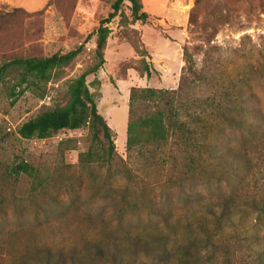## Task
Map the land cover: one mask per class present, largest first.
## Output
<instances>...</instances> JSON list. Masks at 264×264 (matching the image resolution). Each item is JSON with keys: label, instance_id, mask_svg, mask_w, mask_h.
Listing matches in <instances>:
<instances>
[{"label": "rangeland", "instance_id": "1", "mask_svg": "<svg viewBox=\"0 0 264 264\" xmlns=\"http://www.w3.org/2000/svg\"><path fill=\"white\" fill-rule=\"evenodd\" d=\"M113 2L0 0V64L82 46L58 75L16 99L11 76L1 87L0 264H264V224L251 207L264 205V125L255 139L226 128L216 141L223 156L201 160L192 174L178 152L125 151L130 88H176L183 46L218 81L243 76L264 110V0H206L196 14L195 0H141L146 23H131L130 4L122 3L107 24L104 63L86 76L114 133L110 165L79 164L87 126L43 139L17 134L24 121L66 103L69 81L95 62L94 32ZM21 161L35 168L33 177L10 172ZM227 197L232 216L223 222L216 205Z\"/></svg>", "mask_w": 264, "mask_h": 264}, {"label": "trees", "instance_id": "2", "mask_svg": "<svg viewBox=\"0 0 264 264\" xmlns=\"http://www.w3.org/2000/svg\"><path fill=\"white\" fill-rule=\"evenodd\" d=\"M124 1L130 4V22L146 23L148 15L143 10L141 0H114L112 10L99 20L94 32L93 65L69 81L68 100L64 105L42 110L24 121L17 129L20 137L43 139L61 130H76L87 126L90 140L87 150L78 155L79 164L88 166L100 162L110 165L116 154L114 133L97 111L93 95L86 84V76L95 73L104 63L103 50L110 33L107 24L120 12ZM204 1L206 0H195L193 14L198 13ZM220 15L222 22L230 21V13L220 11ZM120 17L127 21L124 14L120 13ZM195 22L196 18L193 19V23ZM81 47L80 45L65 53L14 56L3 61L0 64V92L9 76L13 81L8 86V94L14 99L28 85L47 82L52 76L59 74L56 71L73 61ZM133 47L139 53L138 47ZM182 57L184 66L176 88H130L125 151L136 157L154 156L166 151L178 152L184 159V171L192 174L198 169L201 160L207 157L215 160L223 156V149L216 141H221L220 136L226 128L245 131L250 139H255L264 125V110L258 105L256 95L243 89L247 85L243 76H227L218 81L214 72L205 67L206 60L199 67L196 65L186 46L182 47ZM142 73L146 77L150 76L146 65ZM241 166H246V162ZM10 172L16 176L23 173L33 177L35 168L21 161L13 165ZM232 205L231 197L216 205L221 221L228 222L231 219ZM251 207L255 211V223L263 225L264 205L254 203ZM21 263L25 264H19Z\"/></svg>", "mask_w": 264, "mask_h": 264}]
</instances>
